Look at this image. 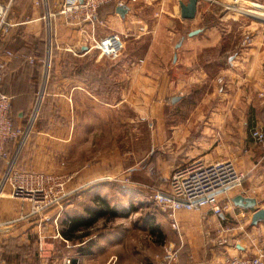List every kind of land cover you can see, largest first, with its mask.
Segmentation results:
<instances>
[{
    "label": "crops",
    "instance_id": "0c3cea01",
    "mask_svg": "<svg viewBox=\"0 0 264 264\" xmlns=\"http://www.w3.org/2000/svg\"><path fill=\"white\" fill-rule=\"evenodd\" d=\"M47 1L48 6L43 0L44 14L31 9V21L25 20L28 9L21 13L13 7L11 18L19 24L0 42V60L5 63L2 89L12 97L17 126L28 121L38 90L45 95L37 130L24 144L18 165L70 176L68 188L85 200L75 208L69 204L59 216L51 210L46 214L51 219L45 220V215L29 216L30 202L2 198L0 264H12V257L13 264H64L67 258H73L74 264H98L94 230L104 217L88 224L78 220L75 228L72 218L86 215L87 208L97 209L98 196L112 206L104 193L117 185L122 192H137L128 184L113 182L114 177L125 179L130 174L135 181L145 182L140 166L146 152L139 146L145 144L140 125L146 115L151 118V139L160 152L156 160L164 176L196 158L209 162L232 159L245 174L240 186L219 196L225 206L220 216L211 207L176 212L188 234L186 239L207 244L211 231L221 226L223 234L237 231L235 250L227 247V256L264 252V221L252 225L255 209L233 202L242 194L264 208V142L251 135L253 129L264 128V24L240 25L249 29L250 44L226 56L233 45L228 42L230 30L225 17L210 8L213 0H199L191 20L181 17L180 2L188 0H175L173 7H167L168 0L156 4L122 0L129 8L125 16L117 12L119 0H114L98 13L103 25H97L96 36L118 32L126 51L121 57L109 58L99 56L88 38L90 22H72L58 13L61 0ZM239 1L264 9V0ZM149 12L157 21L148 20ZM212 15L216 23H209L207 17ZM24 25H28L25 33ZM43 26H49L53 36L47 73L46 64L42 72L40 62L34 67L21 57L27 53L24 48L39 39L37 31ZM196 29L201 31L190 35ZM134 44L138 47L132 49ZM138 49L142 53L137 54ZM175 97L179 98L174 101ZM131 112L138 120L131 119ZM71 249L73 253L68 254ZM209 251L195 249L185 263L214 264L222 256L214 249Z\"/></svg>",
    "mask_w": 264,
    "mask_h": 264
},
{
    "label": "rangeland",
    "instance_id": "374dc122",
    "mask_svg": "<svg viewBox=\"0 0 264 264\" xmlns=\"http://www.w3.org/2000/svg\"><path fill=\"white\" fill-rule=\"evenodd\" d=\"M160 1L161 0H152L153 4L159 3ZM173 2L175 3V0H168L167 7H173ZM108 3H113V1ZM108 3L102 5L99 8V12L101 8L106 6ZM211 3L212 5H210V8L213 9L214 12L222 14L223 18L225 17L224 23L227 24L228 30H230L228 42L233 45L231 49L228 50L229 52L226 53V56H230L232 54L234 55V50L242 48V45L250 44L249 42L251 40V35L249 34V29L243 30L242 26L240 25L251 22L254 24H264V18L262 16H259V13L264 14L263 8L254 7L239 0H213L211 1ZM153 4L152 7L154 8L155 5ZM13 7L21 13L27 11L28 9V14L25 17V20L28 21H31L33 19L32 10H37L40 14H44L47 10L43 0H13L12 9ZM157 7L159 6L157 5ZM150 14L151 12H149L148 20L157 21V18L154 19ZM207 19H209V23H216L215 21H217L214 15H212V17H207ZM98 24L99 27L103 25V22L102 20H100V18H98ZM176 25L179 26V24ZM26 26L24 25L23 27L24 33L27 31L28 28H26ZM41 30V32L37 31L40 34V36L38 37L39 39L30 42V44H28L29 46L24 48L27 53L21 54V57L27 60L30 57H33L35 59V64H33L34 67H37V62H40L42 64V72L43 64H46V68H44L46 70L44 71L45 73H47L48 69H50L51 66L50 59H48L47 55L49 56V53H51L52 55L53 36L52 30L49 26L47 28L43 26ZM41 39H44V44H41ZM147 40L148 39H146L145 41L146 43ZM19 44L20 42H17L16 46H18ZM132 46V49L138 47L137 44H134ZM125 51L126 48L123 49V51L118 57H121L125 53ZM136 53H142L141 49H138V52ZM98 55L100 56V52H98ZM44 99L45 95L43 96L40 93V90H38L34 99V103L30 108L28 121L23 126H20L23 129H27L30 121H32V125L31 128L28 130L25 143L28 142L31 137H33L37 130L38 122L40 121L42 116L41 107ZM36 106H38L37 110ZM11 107L13 112V106ZM13 113L15 114V111ZM165 113H167V117L169 118L170 112L167 111ZM130 117L131 119L138 120V116L134 117V113L132 112L130 113ZM143 122L144 123L140 125V132L144 133L145 144L144 146H139V148H142L146 152V160L142 162L140 166L142 173L146 177L145 179L143 178L145 182L140 181L139 179L138 181H135L132 176L127 172L126 175H128L125 177V179L117 177L112 178L113 182L118 184H128L134 187L137 192H132L131 194L127 191L122 192L121 187L117 185V187L112 189V191L104 193V195L107 196V199L111 201L112 206L117 208V214L113 217L106 216L104 218H100L96 225V229L94 231L97 233L98 238L97 263L103 264L107 261L109 262L108 264H187L185 263L186 258L190 257L189 255L193 251H195V249L199 251H212V249H214L216 252H218V255H222L214 264H222L228 254L226 253L228 252L227 247L232 246V249L235 250L234 243L235 237L237 236L234 234H236L237 231L233 233V231L231 230L228 231V233L223 234L221 228L218 229L216 227L214 228V230L211 231L213 232V236L211 237L209 243L203 244L200 242L193 243L191 241H188V239H186V236L188 234L185 233L181 226L180 230L173 229L171 225V220L168 217V212L161 210L160 206H158L154 200V195L157 192L166 191L169 188V178L171 175L164 176L163 167L161 163L156 160V157L159 155L160 152L159 150L154 148L152 143V129L149 125V123L151 122V118H149V115H146V120ZM131 131L134 130L131 129ZM24 144L22 148L24 147ZM21 150L19 154L21 153ZM232 161L236 166L235 161ZM16 163L19 169L26 170L18 165V158ZM5 167V162L0 161V180L3 176ZM236 168L238 169L237 166ZM50 173L57 174L55 172ZM68 177L70 181L71 178L70 176ZM68 190L70 189L68 188ZM6 196L12 198L9 194L8 187L6 188L5 194L1 196L0 200ZM12 199L21 201V199ZM81 200L85 199H81L79 197L78 191H73L71 192L69 197L63 202L61 208H51L46 212V214H48V212H50L51 210H55L57 212V215L59 213L62 214L69 204H71L69 206L70 209L75 208L77 203L81 202ZM159 210L163 211V213L161 214L160 212H158ZM166 214L169 220L165 218ZM215 222L218 225V221ZM234 225H236L235 222ZM219 231H221V233ZM233 236L235 237L233 238ZM67 253L72 254V249ZM112 255L113 258L111 259ZM15 261L16 260L14 257L10 258V263L13 264L15 263Z\"/></svg>",
    "mask_w": 264,
    "mask_h": 264
},
{
    "label": "built area",
    "instance_id": "2783aa9c",
    "mask_svg": "<svg viewBox=\"0 0 264 264\" xmlns=\"http://www.w3.org/2000/svg\"><path fill=\"white\" fill-rule=\"evenodd\" d=\"M111 1L114 0H61L58 13L72 22L80 24L90 22L92 29L87 35L93 46L98 49L101 56L116 58L124 49L122 35L114 32L103 37L96 36L99 8ZM12 4L13 0H0V42L5 41L12 29L19 24L11 18ZM118 4L124 2L119 0ZM46 5L48 6L47 0ZM6 54L13 56L8 50ZM28 61L34 64L35 59L30 57ZM4 68L5 63L0 60V161L6 164L0 180V198L8 187L12 198L29 201L32 204L29 216L45 215L44 219L50 220L46 212L51 208H61L63 202L73 192L67 188L69 177L50 172L22 170L17 167V158L31 128V121L27 129L15 124L11 107L12 97L2 89ZM251 135L257 142H264L263 127L253 129ZM244 178L245 174L236 168L232 160L209 162L196 158L175 168L169 178V188L157 192L154 200L161 210L168 212L173 229L180 230L177 211H197L211 207L212 212L220 216L225 206L220 203L219 196L240 186ZM221 230L225 231L224 228ZM64 264L74 262L67 258ZM222 264H264V252L251 257L229 255Z\"/></svg>",
    "mask_w": 264,
    "mask_h": 264
},
{
    "label": "water",
    "instance_id": "95a60500",
    "mask_svg": "<svg viewBox=\"0 0 264 264\" xmlns=\"http://www.w3.org/2000/svg\"><path fill=\"white\" fill-rule=\"evenodd\" d=\"M198 2L199 0H188L187 2L181 1V17L188 20L194 19L197 14ZM128 9L129 8L126 4H121L117 7V12L122 16H125V14L128 12ZM200 31L201 29H196L191 31L190 35H195ZM178 98L179 97H175L173 100L176 101ZM233 202L235 205L246 209H255L251 221L252 225H257L259 222L264 221V208L257 207V200L255 198L239 194L233 198Z\"/></svg>",
    "mask_w": 264,
    "mask_h": 264
},
{
    "label": "trees",
    "instance_id": "16d2710c",
    "mask_svg": "<svg viewBox=\"0 0 264 264\" xmlns=\"http://www.w3.org/2000/svg\"><path fill=\"white\" fill-rule=\"evenodd\" d=\"M98 203L97 209H86V215H78L72 218V227L75 228L77 226L76 221L78 220H84L82 223L88 224L90 222H93L95 219H98L100 217L105 216H115L117 214V208L114 206H111L108 201L100 196L96 197L95 200ZM88 217V219H87Z\"/></svg>",
    "mask_w": 264,
    "mask_h": 264
},
{
    "label": "bare ground",
    "instance_id": "6f19581e",
    "mask_svg": "<svg viewBox=\"0 0 264 264\" xmlns=\"http://www.w3.org/2000/svg\"><path fill=\"white\" fill-rule=\"evenodd\" d=\"M259 16L264 17V14L261 13ZM37 107H38V106H37ZM36 110H37V108H36ZM31 122H32V121H31ZM31 125H32V124H30V127H31Z\"/></svg>",
    "mask_w": 264,
    "mask_h": 264
}]
</instances>
